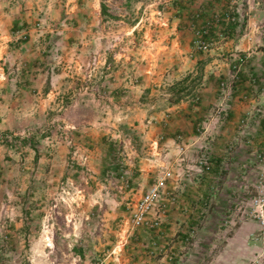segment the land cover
Masks as SVG:
<instances>
[{"label": "crops", "instance_id": "0c3cea01", "mask_svg": "<svg viewBox=\"0 0 264 264\" xmlns=\"http://www.w3.org/2000/svg\"><path fill=\"white\" fill-rule=\"evenodd\" d=\"M120 1L0 0V136L33 138L25 149L0 142V207L26 176L33 189L41 175L48 189L76 176L85 198L88 181L126 169L118 192L140 199L170 170L162 225L184 238L205 198L197 188L214 213L223 170L251 169L264 151V0H164L152 27L129 24L131 0Z\"/></svg>", "mask_w": 264, "mask_h": 264}, {"label": "rangeland", "instance_id": "374dc122", "mask_svg": "<svg viewBox=\"0 0 264 264\" xmlns=\"http://www.w3.org/2000/svg\"><path fill=\"white\" fill-rule=\"evenodd\" d=\"M103 1H110L108 5L121 2ZM143 3L152 6L145 8ZM163 4L164 0H131L133 17L129 24L143 18L152 27L155 22L151 18L159 17L157 12L162 11ZM125 6L128 5L124 3ZM107 10L105 6L108 20L113 15ZM17 140L21 142L17 144L21 149L33 142L32 137ZM248 158L254 164L251 169L223 170V195L219 196L214 213L210 196L207 200L206 187L197 188L205 198L197 195L199 218L193 232L184 238L178 237L179 233H174L170 226H167L170 230L162 224L151 227L156 218L154 214L147 216L148 224L137 226L133 222L135 205L164 171L159 176L158 170L155 171L148 191L140 199L124 198L118 192L116 183L129 176L126 169L107 170L100 185L88 181L85 198L78 193V183L83 181L76 176L63 185L61 180L55 181L49 189L45 176L41 175L37 181V189H33V178L26 176L24 184L12 194L9 204L12 208L0 207V264H264V225L254 217L253 202L259 191L264 192V151ZM83 171L88 176L89 172ZM238 177L242 181L232 185ZM171 180L173 174L166 183ZM238 189L237 205L233 193L239 192ZM229 195V205L234 207L224 211L221 204L224 200L228 202ZM160 200L156 202L157 207L161 206ZM239 246L243 249L237 252Z\"/></svg>", "mask_w": 264, "mask_h": 264}, {"label": "built area", "instance_id": "2783aa9c", "mask_svg": "<svg viewBox=\"0 0 264 264\" xmlns=\"http://www.w3.org/2000/svg\"><path fill=\"white\" fill-rule=\"evenodd\" d=\"M159 16H161V11L157 12ZM230 17V15H228ZM215 22L219 21V17L216 16L214 18ZM214 25L213 21H208L200 30L197 31V40L196 45L202 51H208L211 47V44H207L202 40L203 36H206L210 33ZM20 39H26V36H22ZM30 139V134H26L22 139L24 140ZM0 141L2 143H17L11 136H1ZM172 177L171 172H164V174L159 178L158 182L154 184L149 191L139 200V202L135 205L136 211L134 213L133 222L139 226L143 223H147V216L149 214H154L156 216L155 220L152 222L151 227H159L162 224L163 220V210L161 207L156 206V202L159 199L161 190L166 185V181ZM259 190H261L259 188ZM254 205L256 206L255 216L259 221L264 225V192L259 191V195L253 200Z\"/></svg>", "mask_w": 264, "mask_h": 264}, {"label": "trees", "instance_id": "16d2710c", "mask_svg": "<svg viewBox=\"0 0 264 264\" xmlns=\"http://www.w3.org/2000/svg\"><path fill=\"white\" fill-rule=\"evenodd\" d=\"M104 10H105V6H104V4H103V12H104Z\"/></svg>", "mask_w": 264, "mask_h": 264}]
</instances>
